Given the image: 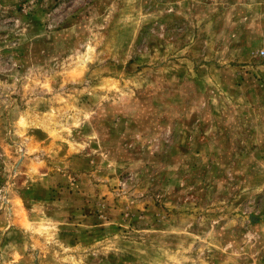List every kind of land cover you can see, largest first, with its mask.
Masks as SVG:
<instances>
[{"label":"rangeland","instance_id":"1","mask_svg":"<svg viewBox=\"0 0 264 264\" xmlns=\"http://www.w3.org/2000/svg\"><path fill=\"white\" fill-rule=\"evenodd\" d=\"M263 27L264 0H0V264H264Z\"/></svg>","mask_w":264,"mask_h":264},{"label":"built area","instance_id":"2","mask_svg":"<svg viewBox=\"0 0 264 264\" xmlns=\"http://www.w3.org/2000/svg\"><path fill=\"white\" fill-rule=\"evenodd\" d=\"M259 54H264V33L261 36V48L259 49Z\"/></svg>","mask_w":264,"mask_h":264},{"label":"crops","instance_id":"3","mask_svg":"<svg viewBox=\"0 0 264 264\" xmlns=\"http://www.w3.org/2000/svg\"><path fill=\"white\" fill-rule=\"evenodd\" d=\"M253 7H256V6L254 5ZM262 33H264V27H263V32ZM259 46L261 47V38L259 39Z\"/></svg>","mask_w":264,"mask_h":264}]
</instances>
